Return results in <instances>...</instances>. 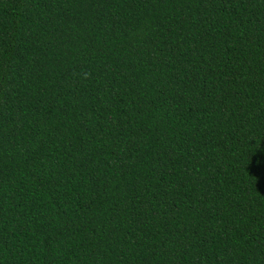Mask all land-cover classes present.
Instances as JSON below:
<instances>
[{
	"label": "trees",
	"instance_id": "obj_1",
	"mask_svg": "<svg viewBox=\"0 0 264 264\" xmlns=\"http://www.w3.org/2000/svg\"><path fill=\"white\" fill-rule=\"evenodd\" d=\"M0 264H264V0H0Z\"/></svg>",
	"mask_w": 264,
	"mask_h": 264
}]
</instances>
